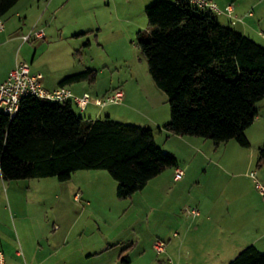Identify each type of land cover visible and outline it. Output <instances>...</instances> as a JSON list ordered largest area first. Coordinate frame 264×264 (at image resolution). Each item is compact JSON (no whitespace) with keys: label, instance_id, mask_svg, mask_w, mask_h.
Listing matches in <instances>:
<instances>
[{"label":"rangeland","instance_id":"1","mask_svg":"<svg viewBox=\"0 0 264 264\" xmlns=\"http://www.w3.org/2000/svg\"><path fill=\"white\" fill-rule=\"evenodd\" d=\"M153 1L33 0L22 6L26 12L16 14L12 8L5 18L11 28L38 22V28L44 29L45 37L31 38L23 53L30 55L33 71L43 72L45 83L58 85L68 75L87 68L95 71L94 81L84 80L93 94L91 106L84 114L87 118L95 119L89 114L100 110L101 117L116 112L118 116L113 118L123 122L146 120L145 125L152 126L155 132L157 144L179 159L175 152L182 150L181 143L172 133L161 132L147 121L148 115L165 123L170 120L168 97L154 82L139 46V32L149 31L145 7ZM256 1L254 14L248 13L246 19H249L251 38L264 46L261 34L264 33V0H253ZM240 24L242 21L231 25L239 28ZM118 87L126 93L125 102L104 107L96 104V99L105 96L107 90ZM140 97L145 98L144 104ZM257 109L264 123V99L257 103ZM252 140L254 144L262 142L264 129L254 132ZM174 169L167 168L144 188L125 198L117 195V182L106 169L77 170L64 181L56 176L0 179V251L7 252L3 243L8 240L13 247L11 251L20 253L13 256V264H30L21 239L40 234L45 244V254L38 258L43 260L41 264H117L122 250L124 255L131 253V256L146 250V256L134 257L132 264H170L166 250L157 252L153 242L155 239L167 242V233L182 235L177 225L194 216L187 209H198L192 200L200 195L209 179L204 175L199 178L200 184H182L184 177L176 179ZM77 191H81L78 198ZM99 223L103 226L99 227ZM35 226L42 231L37 233ZM103 238L111 244L105 251L108 253L88 255L90 247L99 246ZM137 241L133 249L132 243ZM189 244L198 248V237L193 235ZM241 250L243 247L237 251L223 247L218 254H208L202 260L208 264H228ZM183 255L186 256L185 252ZM186 261H189L187 257H179L175 264Z\"/></svg>","mask_w":264,"mask_h":264},{"label":"trees","instance_id":"2","mask_svg":"<svg viewBox=\"0 0 264 264\" xmlns=\"http://www.w3.org/2000/svg\"><path fill=\"white\" fill-rule=\"evenodd\" d=\"M18 1L0 0V15ZM145 14L149 31L139 32V46L170 107L162 128L217 145L234 139L249 146L246 130L264 99V46L187 0H154ZM95 78L87 68L59 85ZM84 114L71 101L34 96L23 97L13 117L0 110V179L56 176L64 181L77 170L106 169L117 182V195L125 198L178 166V158L157 144L153 128ZM263 161L261 148L258 164ZM122 261L128 264L129 256ZM228 264H264V252L249 245Z\"/></svg>","mask_w":264,"mask_h":264},{"label":"crops","instance_id":"3","mask_svg":"<svg viewBox=\"0 0 264 264\" xmlns=\"http://www.w3.org/2000/svg\"><path fill=\"white\" fill-rule=\"evenodd\" d=\"M31 1L33 0H19L13 7L16 14L26 12L22 9V6ZM216 1L221 7H224L228 3L234 4L235 13L243 18L242 24H240V27L237 29L250 36L249 19L246 18L250 15H247L249 12L252 11L254 14V8L258 5V1ZM249 6L252 7V10L248 8ZM21 10L23 12H21ZM216 15L220 22H222L221 19H225L226 22H222L223 24L231 23L227 15L223 13ZM4 19L5 30L0 32V81H4L8 78L10 71L15 67L17 61L30 62L28 60L30 55L23 53L28 45L27 41L23 40L22 36L29 33L34 27L40 29L38 28V22L30 26H26V24L24 27L19 26L20 28L18 29L16 27L11 28L5 16ZM34 72H41L43 74L40 70ZM60 81L61 80L58 81V85L55 84L57 82L49 84L44 81L43 84L47 89H54L59 86ZM68 86L76 93H91L84 81L72 83ZM110 90H107L105 94L110 92ZM140 99L142 103L145 102V98L143 99V97H140ZM91 103L88 105L87 109L91 106ZM94 106H96L95 103ZM101 115L102 112L98 110L89 114V117L94 116L98 118L101 117ZM107 115L112 118L118 116L116 112H108L105 116ZM148 116V123L158 127L161 132L165 130L162 127L167 122H162V120H159L156 116ZM145 121H139L137 124L145 125ZM254 123H256V125L252 127ZM254 123L246 130V135L250 142V145L247 147L242 146L234 139L217 145L208 138L173 134L181 143L182 148L181 151L175 152L179 157L178 165L185 170V176L180 183L200 184L199 178L204 175L209 177V179L206 181L203 190L200 191V195H196L192 200V203L197 205L196 207H198L201 212L199 214L200 216H193L190 217L191 219H186L178 223L177 226L182 232L181 236H176L175 233L177 232H174V235L169 233L165 234L167 235L168 242H166L167 248L165 257L169 259L170 264H175V259L179 257L188 258L189 261H186L185 264H208L207 261H203L202 259H204L205 256L208 257V254H218L223 247L237 251L239 247H243L244 249L249 245H255L260 251L264 252V200L261 198L254 180L248 174L250 170L258 169L259 177L264 179V161L260 165L258 164L261 145H264V140L257 144H254L252 140V134L256 131L263 130L264 123L259 116H257ZM198 170H204L206 173H196ZM99 174L105 176V173H95L97 176H99ZM77 193H81V191H77ZM98 226L100 227L103 225L99 223ZM34 228L35 231L38 229L37 226ZM15 230L19 235V231L16 228ZM40 231L42 230H37V233ZM193 235L198 237V248L189 244ZM21 241L25 246L26 257L29 263L41 264L43 260L38 261V258L41 253L42 255L45 254L43 237H41L40 234L38 236L35 234L32 237L25 235ZM99 243V246L90 247L88 255L95 256L101 253H108L105 251L110 248V242L103 238ZM204 243H207V245H204ZM3 245L7 251L4 254L6 264H13V256L18 257L20 253L17 250L11 251L13 247L8 240H6ZM137 245L138 241L132 243V248L135 249ZM183 252H185L186 256L183 255ZM124 253L123 250L119 253L115 263L122 264L120 262L123 256H125ZM145 253L147 254L146 250L141 254L135 253L134 256H131L130 253L128 255L130 259L128 264L133 263L135 260L134 257L144 258L146 256ZM123 264L127 263L123 262Z\"/></svg>","mask_w":264,"mask_h":264},{"label":"built area","instance_id":"4","mask_svg":"<svg viewBox=\"0 0 264 264\" xmlns=\"http://www.w3.org/2000/svg\"><path fill=\"white\" fill-rule=\"evenodd\" d=\"M191 5L204 10L212 11L215 14H225L229 17L231 24H236L243 21V18L235 13L233 3H228L221 7L216 0H187ZM250 15L253 12H249ZM5 30V19L0 15V32ZM264 37V33H261ZM43 29L34 27L29 33L22 36L24 41H28L33 37H44ZM43 74L34 72L31 68V63L28 61H17L15 67L10 71L6 80L0 81V110L8 113L11 117L15 116L19 110L21 100L25 96H34L40 99H47L57 102L71 101L78 108L80 113H84L88 105L93 101V96L89 92L76 93L68 85H59L54 89H47L43 84ZM126 93L119 87L110 91L105 96L97 98V105L104 107L110 103L121 104L125 101ZM175 178L180 180L185 175V170L181 166H176L174 169ZM254 180L255 186L264 200V179L259 177L258 169H252L248 173ZM80 197V193L76 194ZM194 216L200 214L199 209H187ZM153 248L163 253L166 250V241L155 239ZM0 264H6L5 255L0 251Z\"/></svg>","mask_w":264,"mask_h":264}]
</instances>
